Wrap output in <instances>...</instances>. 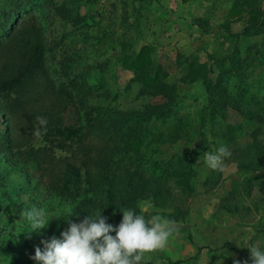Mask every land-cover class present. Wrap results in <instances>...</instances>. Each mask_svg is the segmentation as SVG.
Returning <instances> with one entry per match:
<instances>
[{
	"label": "rangeland",
	"instance_id": "1",
	"mask_svg": "<svg viewBox=\"0 0 264 264\" xmlns=\"http://www.w3.org/2000/svg\"><path fill=\"white\" fill-rule=\"evenodd\" d=\"M65 1L70 8L77 3L79 13L86 18L72 23L65 16L66 12L61 14L59 6L54 5L44 8L46 12L34 14L36 18L33 20L44 27L45 42L54 47L46 52L43 68L54 72L58 58H61L71 65L74 73L89 70L90 84L107 91L98 98L101 103H109L116 92H119V97L114 103L120 107L138 108L142 103L159 102L160 96L147 98L140 95L136 84L125 90L134 72L118 61L120 47L115 39L126 33L124 26L128 22L121 19L124 14L121 0H60V5L63 6ZM5 2L0 0V7ZM233 2L150 0L140 8L141 17L126 35V41L132 42V47L128 48L131 53L149 46V56L165 67L172 81L180 83L191 55L203 62L209 53L220 58L232 53L246 58L243 74L234 75L227 85L226 108L200 128L199 117L209 99L197 87L186 86L181 92L184 100L180 115L190 117L194 130L186 129L184 137L177 140L174 147L169 143L150 147L155 156L166 159L179 154L191 156L197 149L193 164L196 174L193 194L179 201L185 208V217L176 222L178 231L173 233L163 249L145 253L143 262L174 264L184 260L180 264H218L222 260L223 264H234L238 260L240 264L245 261L252 264L248 248L255 246L264 251V25L250 37H237L244 31L246 20L232 23L230 34L225 32L221 25L227 20V12ZM69 13L74 14L68 10ZM34 15L24 18L29 27ZM101 15L104 16L102 19ZM128 15L129 22L135 21L136 13L128 10ZM198 17L208 20L205 28L194 22ZM97 21L105 27L100 30ZM108 29L114 35L97 46L96 40ZM22 35L15 36L12 43L20 42ZM16 55L17 52L10 55L0 49V70L7 76L13 72ZM36 90L28 105L9 110L3 127H10L11 137L17 136V140L28 134L31 145L43 146L47 142L41 136H35L29 126L35 122L39 127L36 117L42 116L55 102L54 89L42 77ZM1 106L0 117H3ZM84 112L79 110L75 113L80 115ZM165 126L159 125L160 128ZM221 145L227 146L232 154L223 160V171L211 170L203 164V154L215 151ZM20 148L29 146L20 145ZM199 159L201 163L197 164ZM44 166L33 161L14 162L0 152V264H37L30 257L35 255L37 246L43 249L41 241L52 236L61 238V232L68 228L67 219L55 217L70 213L73 205L68 199L49 191L48 171ZM178 193L175 189L173 195ZM174 205L157 207L151 200L144 199L139 202L136 213L143 212L146 218L157 214L167 218L165 215L174 213ZM33 207L45 210V223L49 224L29 237L26 235L32 229L26 212ZM106 223L118 227L117 214L108 218ZM110 234L116 235L115 232ZM226 243L228 248L219 249ZM198 246H207L211 250L208 248L199 254ZM6 247L15 249L6 253Z\"/></svg>",
	"mask_w": 264,
	"mask_h": 264
},
{
	"label": "trees",
	"instance_id": "2",
	"mask_svg": "<svg viewBox=\"0 0 264 264\" xmlns=\"http://www.w3.org/2000/svg\"><path fill=\"white\" fill-rule=\"evenodd\" d=\"M148 1L121 0L124 6L121 19L122 22H128L124 26L126 33L115 39L120 47L118 61L134 72L125 90L136 84L140 95L147 98L161 97L159 102L142 103L138 108L120 107L114 103L119 92L114 93L109 103H101L98 98L107 91L101 86L90 84L89 70L82 69L80 74L74 73L71 65L61 58H58L54 72L43 68L46 52L54 47L45 42L44 27L33 20L36 18L34 14L46 12L44 8H50L51 5L59 6L61 14L66 12L64 14L70 18V22L77 20L78 23L86 16L79 13L77 3L70 8L65 4L66 1L61 6L60 0H6L0 7V49L10 55L17 52L12 74L7 76L0 70V98H4L0 99L4 114L0 117V152L14 162L33 161L40 166L45 165L49 191L68 199L73 205L70 212L73 214L70 217L72 222L80 223L88 215L101 214L107 220L117 214L121 223V209L137 212L139 202L144 199L151 200L157 207L175 204L174 213L165 216L175 222L184 219L185 208L179 201L194 192L196 171L193 164L197 149L192 151L191 156L179 154L166 159L155 156L150 147H156L155 144L158 147L159 143H169L170 147H174L177 140L184 137L186 129L194 130L190 117L180 115L184 100L181 92L186 86H195L207 94L209 104L199 117L200 128H204L208 121L228 106L227 85L234 75L240 76L246 68V58L235 53L221 58L209 53L204 62L191 55L180 83L172 81L165 67L149 56V46L131 53L128 48L132 47V42L126 41V35L141 17L140 8ZM189 1L182 0L183 3ZM68 10L76 15H68ZM128 10L136 13L135 21L129 22ZM28 15H34L30 27L24 22ZM103 17L101 15L100 19ZM227 17L221 25L225 32L230 34L232 23L246 20L244 31L237 37H250L264 25L262 0H234ZM97 22L100 30L105 27L101 21ZM194 22L202 28L208 25V20L201 17ZM21 33L24 37L22 35L21 41L13 44V38L20 37ZM111 35H114L111 30L104 31L96 40V45ZM23 42H26L25 45ZM42 77L54 89L55 102L41 116L47 121L46 132L41 125L37 127L35 122L29 126L33 132L40 128V136L47 142L43 146H35L31 145L28 134L18 140L17 136H12L13 140L10 127L7 129L3 125L11 108L24 107L30 103L29 98L36 93ZM5 93L9 96H5ZM79 110L85 112L77 115ZM71 113L75 114L72 116ZM161 124L166 126L160 128ZM20 145L29 148L23 149ZM22 156L25 158L22 159ZM175 189L179 193L174 196ZM189 238L192 239L191 234ZM228 247L226 243L219 249ZM208 248L198 246V253ZM14 249L6 247L5 252L10 253ZM183 262L179 260L174 264ZM139 264L152 263L140 261Z\"/></svg>",
	"mask_w": 264,
	"mask_h": 264
},
{
	"label": "clouds",
	"instance_id": "3",
	"mask_svg": "<svg viewBox=\"0 0 264 264\" xmlns=\"http://www.w3.org/2000/svg\"><path fill=\"white\" fill-rule=\"evenodd\" d=\"M36 120L46 132V118L37 116ZM33 134L39 137L41 129L36 128ZM231 154L227 146L221 145L215 151L205 152L202 162L211 170L223 171V160ZM200 163L199 159L197 164ZM121 211L123 219L118 227L106 223L102 214L88 215L80 223L72 222L71 213L59 218L53 216L67 219L69 227L61 232V238L52 236L42 240L43 249L37 246L35 255L30 258L37 264H139L145 253L163 249L173 233L178 231L175 221L158 214L146 218L143 212L137 214L132 209ZM26 217L32 229L26 235L29 237L49 224L45 223L43 208L27 210ZM112 232L116 235H111ZM248 249L252 264H264V251L255 246ZM218 264H223V261H218ZM234 264H240V261H234Z\"/></svg>",
	"mask_w": 264,
	"mask_h": 264
}]
</instances>
